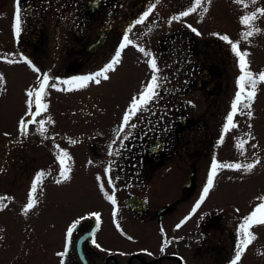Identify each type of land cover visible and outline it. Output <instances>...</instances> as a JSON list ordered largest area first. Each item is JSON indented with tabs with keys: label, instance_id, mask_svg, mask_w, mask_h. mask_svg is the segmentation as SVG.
<instances>
[{
	"label": "flooded vegetation",
	"instance_id": "af4514ba",
	"mask_svg": "<svg viewBox=\"0 0 264 264\" xmlns=\"http://www.w3.org/2000/svg\"><path fill=\"white\" fill-rule=\"evenodd\" d=\"M194 2L19 0L21 31L17 37V0H0V55L22 66L28 65L22 59L26 57L40 75L47 73L60 81L92 75L112 60L126 33L133 42L123 49L115 70L107 73L108 80L101 78L100 84L89 82L83 88L72 86L73 90L60 83L50 96L55 104V136L68 143L63 152L80 142V157L87 170L81 190H77L76 179H60L58 193L70 209L66 215L54 212L56 221L49 225L55 230L54 236H43V227L32 228L24 212L26 188L30 178L36 176L35 164L48 158L38 131L39 121L47 112L29 117L24 101V116L16 115L11 125L0 127V198L6 205L0 206V264H232L242 222L226 207L207 203L208 195L198 208L196 203L213 159L221 164L252 162L230 156L235 132H223L241 72L230 45L219 38L227 35L231 39L234 30L226 29L220 21L224 16L228 22H236L257 8L264 9V3L258 7L247 0L239 7L236 0H211L207 13L201 14L198 9L169 23ZM153 3L156 6L144 23L136 24ZM254 23L256 27L257 21ZM256 28L261 31L244 40V46L239 44L241 51L249 53L253 73H259L257 48L264 60V26ZM141 47L150 55L140 52ZM152 58L159 69V95L131 118L130 124L135 127L121 132L132 98L151 79L148 61ZM131 70L133 74L127 73ZM122 81H134L137 89L131 94L118 93ZM9 83L0 84V89ZM23 87L27 96L28 87ZM8 92L7 88L5 93L0 90V98ZM239 107L242 111L234 121L248 111L243 105ZM251 111L264 129V82L256 86ZM105 116L116 120L103 123L99 118ZM22 118L36 121L28 124L26 134L19 129ZM259 152L263 168L264 142L248 149L255 159ZM228 170L218 171L216 185ZM105 192L115 194V205ZM190 200L194 206L185 210V202ZM92 213H99V227ZM81 217L88 218L81 220L68 237V228ZM31 228L37 233L33 241L29 239ZM50 241L54 244L52 259L46 261L45 243ZM31 242L38 244L32 260ZM66 245V255L59 256ZM246 255L238 264H244Z\"/></svg>",
	"mask_w": 264,
	"mask_h": 264
},
{
	"label": "rangeland",
	"instance_id": "374dc122",
	"mask_svg": "<svg viewBox=\"0 0 264 264\" xmlns=\"http://www.w3.org/2000/svg\"><path fill=\"white\" fill-rule=\"evenodd\" d=\"M237 4L240 6L244 5L247 0H236ZM253 3V2H252ZM264 3V0H256L254 5L260 7ZM240 19L238 21L230 23L223 16L221 19L222 26H225L226 29L234 30V33L231 35L232 41H240L241 45H245L244 39H242V33L247 30L246 26L240 23ZM257 26H264V18L258 14V18L256 19ZM255 24V23H254ZM222 30V27H221ZM257 38V37H256ZM259 40L262 39V36L259 35ZM244 51V49H243ZM256 55L258 56V65L256 69L260 72L262 69L260 67H264V60L262 59V52L258 48L256 49ZM2 57V58H1ZM7 56L0 55V74L3 75L4 81L3 86H5V82L8 81L9 86L3 87L0 89L1 92L5 93V89H9L8 95H3L0 98V127L11 125L12 120L16 117H22L21 111L23 110L24 101L27 106L28 97L23 95L24 87L33 88L36 85L37 77L40 75V72L37 73L32 70L29 65H17L6 62ZM133 74L134 70L127 71ZM137 72V71H135ZM142 76L144 74L142 73ZM81 77V76H78ZM27 89V90H28ZM137 88L135 87L134 81H122L120 85V92L122 94H131ZM47 96L44 99V102L48 104V110L44 117V120L47 121L50 117L53 123H45L44 128L46 129L43 134L39 136H43L42 144H44L45 148L48 150V158L45 160H40L39 163L35 164L36 176L38 173L43 172L44 176L41 181L37 185L36 192L34 193L35 199L37 203L32 209H29L28 221L32 224L33 227L42 228L46 231L43 232V236H54V228L49 227V225H54L53 221H56V216L54 212L60 211L61 214L66 215L68 210L70 209L69 204H65L62 202V198H60L61 186H58L57 180L63 179L60 175V171H58L59 167L56 163L57 156L61 154L66 148L69 147L68 143L60 137L55 136L53 126L55 127V117L53 118L55 104L53 96L55 90L52 88L47 89ZM28 108V107H27ZM255 114L253 113L251 117H248L247 114L238 115L235 118L234 123L237 127L232 128L234 130V139L232 140V150L230 151V156L238 159H248L252 161L250 163H255L258 159L260 162L255 165L254 169L251 172H246L243 168L240 170H236L230 168L227 172H224L221 177H219L218 184L214 182L213 188L209 191V194L206 198L207 203L209 202L212 206L216 207H226L233 213V216H236L238 222H242L243 218L250 214L251 211L254 210V206L262 202L260 199L264 194L261 193V189L264 188V167H261L262 157L261 152H259V156L255 159L256 156L251 157L248 154V149L250 147H257L259 143L264 142V129L259 122L257 124V117H253ZM26 116V114H25ZM37 118V116H36ZM103 121H107V123H112L116 120V117H110L107 119V116L100 117ZM102 123V125H103ZM40 143L39 137L36 138ZM244 142L243 149L237 148V144ZM76 148L72 147L67 151L68 159L66 161L68 167L70 168L69 179H76L78 181L77 190H81L82 187L80 182L85 180V175L87 173L84 159L81 160L80 152H81V144L78 141ZM230 157V158H231ZM252 158V160H251ZM255 159V160H254ZM43 161L46 163L41 164ZM236 162L231 161L229 164H235ZM249 164V163H248ZM242 165V164H241ZM244 165H247L245 162ZM263 169V172H262ZM31 170L30 174L31 175ZM35 177L30 178L29 186L26 188L27 192V203L29 201V196L32 190V184L35 180ZM68 181V180H65ZM174 183V179L172 178ZM173 189H176V184L172 185ZM194 200V199H193ZM193 200L185 202V210L188 206L192 205ZM26 203V205H27ZM95 204V203H94ZM92 204V205H94ZM197 204V203H196ZM32 228L29 231V239L33 241L37 236V233L32 231ZM252 233L256 236V239L248 246L244 254H247L248 259L245 260L244 264H264V225H255L251 229ZM37 245L34 242L30 244V260L34 258L37 254ZM54 249L53 242L45 243V254L46 261L52 259L51 254Z\"/></svg>",
	"mask_w": 264,
	"mask_h": 264
},
{
	"label": "snow or ice",
	"instance_id": "6c2138e0",
	"mask_svg": "<svg viewBox=\"0 0 264 264\" xmlns=\"http://www.w3.org/2000/svg\"><path fill=\"white\" fill-rule=\"evenodd\" d=\"M158 3L159 0H156ZM253 3L256 2V0H252ZM211 3V0H195L194 4L189 7L186 11H182L177 16H173L169 23L172 21L180 20L182 17H187L190 13L196 12L198 9L201 10V14L208 12V7ZM156 4L153 3L149 6L148 10L143 13V15L135 21L136 24H142L144 21L148 18V16L152 13L154 10ZM258 14L260 16H264V9L257 8L255 11L251 12L250 14L244 15L240 19V23L246 26L247 30L242 33V39L247 40L249 37L253 36L255 33L260 32L261 30L259 28H256L254 26V22L258 18ZM191 28V25H189ZM21 31V16H20V7H19V0H17V6H16V12H15V19H14V32L15 35L18 37L20 35ZM193 32H196L197 30L195 28H192ZM199 35V33L197 32ZM221 40H224L227 42L230 47L231 51L234 53V55L238 59V66L240 68L241 75L238 77L237 85H238V91L236 92L235 99L232 102L231 105V111L226 117V123L223 126V132L228 133L232 128L237 127V125L234 123V116L239 112L242 111L240 109V105H243V108L248 109L247 116H252L251 106L252 102L255 100L256 97V86L258 83L264 82V71H261L259 73H253L249 69V61L248 56L249 53L246 51H241L239 48L240 41H232L227 35L219 36ZM133 42L131 39H129V36L127 33L123 37L122 43L119 45L118 49L115 52L114 57L112 60L105 65V67L92 74L87 76H81V77H74L71 80H64L60 81L59 78H52L47 73H43L42 75H38L37 77V84L34 88H29L26 92V95L28 97L27 99V107H28V113L29 117H35L40 115L41 112H47L48 110V104L44 102L45 97L47 96L48 92L47 89H57L58 84L62 83L64 85L70 86L67 90H73L72 86H75V88H83L88 85L89 82H94L96 84L101 83V78L104 80H108L109 76L107 73L109 71L115 70V66L120 63L121 60V53L124 48H126L128 45H131ZM139 51L142 53H145V55H150V53H147L144 48H139ZM25 63L29 65V67L32 68L33 71L39 73L40 70L35 67V65L32 64L30 60H28L26 57L22 58ZM6 62L8 63H17L18 61L13 59H7ZM149 67L152 70V76L151 79L145 84L141 92L138 94V96H134L130 102L129 108L125 111V114L123 116L122 124L120 126L119 131H123L126 127H135L134 124H130V120L132 117L137 116L138 113L143 112L148 105H150L159 95L158 89L160 88V77L157 75L159 72V69L157 67V63L155 58H152L148 61ZM4 81V77L2 74H0V84H2ZM58 90H65V89H58ZM33 106H35V112H33ZM29 123H36L34 119L25 120L21 119L19 121V129L21 133L26 134V130ZM45 123H53L51 118L49 117L47 121L40 120L39 121V128L38 131H40L42 134L46 131L44 128ZM7 135V133L5 134ZM223 141V136H221V142ZM74 142V141H73ZM244 142H241L237 144V148L243 149ZM111 155V153H110ZM59 163L61 165V172L60 175L63 178V180H68L70 168L68 167L66 161L68 159L67 152H61V154L58 157ZM260 161L257 159L255 163H249L247 165H241L239 163L235 164H221L217 160L213 159L211 164V170L209 172L207 183L205 187L203 188V192L200 196V200L197 202L196 207L198 208L200 204L204 201L205 197L208 195L209 191L214 186V178L217 175L218 171L228 167L233 168L236 170H240L243 168L246 172H251L255 165L258 164ZM44 176L43 172H40L37 174L35 180L32 184V190L29 196V201L27 205L24 208V212L27 213L29 209H32L35 204L37 203L34 193L36 192L37 185L41 181L42 177ZM60 180H57V183H60ZM109 183H112L111 179L108 181ZM101 190L103 191V184L100 185ZM105 196L108 200L112 202L113 205L116 204L115 194L109 195L107 192H105ZM3 199L0 198V206L6 207V205L3 204ZM262 202L254 206V210L250 212L247 216L243 218L242 223L239 225L238 232L240 233V240L237 245V250L235 253V258L232 261V264H238L239 261H241L242 256L244 255L246 249L252 242L256 239V236L252 233L251 229L255 225H264V197L258 198ZM195 210V209H194ZM113 215L115 216V211L113 212ZM91 216L96 218L97 227H99V213H92ZM88 217H81L80 219L74 221L72 225L67 230V236L71 237L73 230L77 228V226L81 223V220L87 219ZM177 227H180V225H177ZM95 233H92L91 236L94 237ZM93 243L95 244V240L93 239ZM96 247H99L97 244ZM67 253V245L65 248V252L58 253L59 256H65ZM63 264V262H62Z\"/></svg>",
	"mask_w": 264,
	"mask_h": 264
},
{
	"label": "water",
	"instance_id": "95a60500",
	"mask_svg": "<svg viewBox=\"0 0 264 264\" xmlns=\"http://www.w3.org/2000/svg\"><path fill=\"white\" fill-rule=\"evenodd\" d=\"M188 183H189V181H187V182L185 183V187L188 186Z\"/></svg>",
	"mask_w": 264,
	"mask_h": 264
}]
</instances>
